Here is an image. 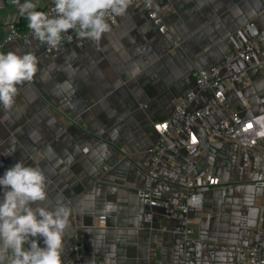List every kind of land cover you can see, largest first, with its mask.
<instances>
[{
	"label": "crops",
	"instance_id": "1",
	"mask_svg": "<svg viewBox=\"0 0 264 264\" xmlns=\"http://www.w3.org/2000/svg\"><path fill=\"white\" fill-rule=\"evenodd\" d=\"M36 2L42 11L47 0ZM151 2L163 12L164 33L141 7H128L99 41L78 37L50 52L37 39L0 51L32 52L38 60L33 79L18 85L12 108L0 105V177L19 161L43 170L46 205L70 209L63 264L76 244L109 264H239L241 248L257 238L264 245V187L251 180L264 172V137L254 155L234 142L215 141L164 163L161 187L167 190L200 171L218 179L189 214L190 245L160 231L161 224L172 229L176 222L158 209H152V222L144 221L149 209L138 194L158 140L155 126L170 118L176 100L194 90V70L216 64L249 35V24L264 28V0ZM21 19L17 5L0 0V41L7 26ZM27 24L26 18L21 30ZM239 88L242 99L227 91L223 105L201 122L203 136L233 112L242 119L264 118V70L250 69L247 84ZM208 97L201 94L192 107ZM169 173L181 176L177 185ZM3 194L0 186V201ZM34 239L44 247L42 238Z\"/></svg>",
	"mask_w": 264,
	"mask_h": 264
},
{
	"label": "built area",
	"instance_id": "2",
	"mask_svg": "<svg viewBox=\"0 0 264 264\" xmlns=\"http://www.w3.org/2000/svg\"><path fill=\"white\" fill-rule=\"evenodd\" d=\"M138 6L146 12L159 33L166 31L163 12L156 9L151 0H132L129 7ZM42 11L50 17L54 16L53 0H47ZM116 21L117 16L114 15L107 19L110 24H115ZM248 30L249 35L228 50L216 64L191 73L195 82L194 90L176 100L170 118L155 126L158 140L149 154L144 184L138 191L142 203L149 209L144 215V221L152 222V209H158L163 218L176 222L172 229L161 224L160 231L180 235L185 245L194 242L189 214L200 207L203 193L216 186L218 179L200 171L186 175L179 186L167 190L161 187L164 163H172L181 151L192 156L200 147H206L215 141L234 142L249 155H254L258 152L260 139L264 137V118L242 119L236 112L216 120L210 126L207 138L199 132L201 122L223 105L227 91H234L242 99L239 86L247 84L250 69L255 67L264 70V28L258 29L249 24ZM78 37L75 31L69 30L62 34L57 47L45 44V48L47 51L57 52L71 45ZM34 40L37 38L29 28L20 31L14 23H10L0 41V51L7 44L27 45ZM204 93L209 94L208 99L202 105L192 107ZM180 169L185 171L186 165H180ZM167 178L170 183L177 185L181 176L169 173ZM251 180L264 187V172H255ZM240 252L243 258L239 264H264V245L259 238L252 245L241 248ZM66 264H109V260L87 254L76 244L74 255Z\"/></svg>",
	"mask_w": 264,
	"mask_h": 264
},
{
	"label": "clouds",
	"instance_id": "3",
	"mask_svg": "<svg viewBox=\"0 0 264 264\" xmlns=\"http://www.w3.org/2000/svg\"><path fill=\"white\" fill-rule=\"evenodd\" d=\"M12 2L27 17L34 37L57 47L62 34L69 30L80 38L99 41L110 30L107 19L124 15L132 0H53L55 15L51 17L37 10L36 0ZM37 64L32 52H0V105L5 110L14 105L18 85L33 79ZM0 186L4 189L0 201V264H63L70 209L62 203L46 205L47 177L43 170L19 161L0 177ZM34 238H42L44 247ZM26 243L30 245L27 249Z\"/></svg>",
	"mask_w": 264,
	"mask_h": 264
},
{
	"label": "trees",
	"instance_id": "4",
	"mask_svg": "<svg viewBox=\"0 0 264 264\" xmlns=\"http://www.w3.org/2000/svg\"><path fill=\"white\" fill-rule=\"evenodd\" d=\"M12 3H13L12 0H6V5H7V6H10ZM26 18H27V17H26L25 15H22V19H21V21L18 22V23H14V24L16 25V27H17L20 31H24V30H21V27H22L23 22L25 21ZM25 30H26V29H25Z\"/></svg>",
	"mask_w": 264,
	"mask_h": 264
}]
</instances>
